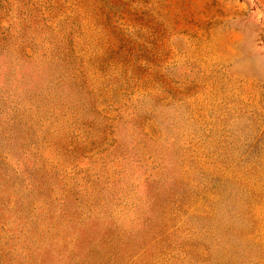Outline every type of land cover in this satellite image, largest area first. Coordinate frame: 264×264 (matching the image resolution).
Returning a JSON list of instances; mask_svg holds the SVG:
<instances>
[{
	"label": "rangeland",
	"instance_id": "1",
	"mask_svg": "<svg viewBox=\"0 0 264 264\" xmlns=\"http://www.w3.org/2000/svg\"><path fill=\"white\" fill-rule=\"evenodd\" d=\"M0 264H264V0H0Z\"/></svg>",
	"mask_w": 264,
	"mask_h": 264
}]
</instances>
